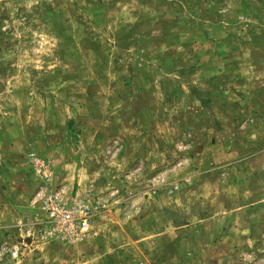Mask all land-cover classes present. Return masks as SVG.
<instances>
[{"label": "rangeland", "instance_id": "rangeland-1", "mask_svg": "<svg viewBox=\"0 0 264 264\" xmlns=\"http://www.w3.org/2000/svg\"><path fill=\"white\" fill-rule=\"evenodd\" d=\"M29 152L97 215L0 264H264V0H0V225Z\"/></svg>", "mask_w": 264, "mask_h": 264}, {"label": "built area", "instance_id": "built-area-1", "mask_svg": "<svg viewBox=\"0 0 264 264\" xmlns=\"http://www.w3.org/2000/svg\"><path fill=\"white\" fill-rule=\"evenodd\" d=\"M30 163L41 182L33 201L34 203L41 202L42 210L46 215V219L41 222L44 226L41 231L53 239L66 243L79 240L97 215L93 203L84 196H77L69 202L63 201V192L51 189L53 172L50 163L37 157L32 158ZM6 254L18 258L21 254V247L9 245L8 242L0 239V261Z\"/></svg>", "mask_w": 264, "mask_h": 264}, {"label": "crops", "instance_id": "crops-1", "mask_svg": "<svg viewBox=\"0 0 264 264\" xmlns=\"http://www.w3.org/2000/svg\"><path fill=\"white\" fill-rule=\"evenodd\" d=\"M21 157V156H20ZM40 158L42 160H45L47 161V159L49 158H43V157H40L36 152H29L28 155H25V157L23 159H20V158H17L19 161H20V164L19 166L21 167V169H23L22 171H24V168H26V170L28 171L31 170V167H30V160L32 158ZM232 157V156H230ZM232 158H229V160H231ZM233 159H236V158H233ZM228 161V160H227ZM49 162V161H48ZM7 173V170L4 166L1 165V171H0V178L3 180L4 176L6 175ZM21 177L23 178V174L21 175ZM38 183H40L37 188H36V191L35 192L36 194L38 193L39 191V186L41 185V182L40 180L38 181ZM36 195H34L35 197ZM33 201H34V198H33ZM33 201L30 202V208L31 210L29 209L30 211V217L28 219H25V218H21L19 220H16L15 222H13V224H1L0 225V236H1V231L3 230H6L7 229H22V228H27L29 225H36V224H41V222H43L42 218L46 215H44V211L42 210V207H41V202L39 203H34ZM11 206V205H10ZM8 206V208L10 207ZM38 215V216H37ZM10 227V228H9Z\"/></svg>", "mask_w": 264, "mask_h": 264}]
</instances>
